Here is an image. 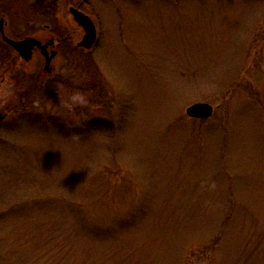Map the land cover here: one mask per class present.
Returning a JSON list of instances; mask_svg holds the SVG:
<instances>
[{
    "label": "rangeland",
    "instance_id": "374dc122",
    "mask_svg": "<svg viewBox=\"0 0 264 264\" xmlns=\"http://www.w3.org/2000/svg\"><path fill=\"white\" fill-rule=\"evenodd\" d=\"M101 11L5 121L0 264H264V0Z\"/></svg>",
    "mask_w": 264,
    "mask_h": 264
},
{
    "label": "flooded vegetation",
    "instance_id": "af4514ba",
    "mask_svg": "<svg viewBox=\"0 0 264 264\" xmlns=\"http://www.w3.org/2000/svg\"><path fill=\"white\" fill-rule=\"evenodd\" d=\"M54 1L30 0L28 5L14 7L0 0V140L5 136L6 119L21 111L18 105L26 108L38 87L52 82L54 62L78 57L97 44L102 3L113 0H56V5ZM73 10L88 15L95 24L96 40L91 48L82 45L86 29L75 19ZM5 36L14 41L35 38L40 44L31 49L27 58ZM51 56V63L47 64ZM8 73H13L10 81L18 86L14 87V100L7 102L4 83ZM21 78L31 84H21Z\"/></svg>",
    "mask_w": 264,
    "mask_h": 264
},
{
    "label": "water",
    "instance_id": "95a60500",
    "mask_svg": "<svg viewBox=\"0 0 264 264\" xmlns=\"http://www.w3.org/2000/svg\"><path fill=\"white\" fill-rule=\"evenodd\" d=\"M73 12L75 15V19L79 23H81L86 29V34L82 41V45H84V47L86 48H91L94 45L95 40H96L95 24L88 15L80 11H76V10H73ZM4 38L11 45H13L18 51L26 55L27 58H29L31 55V49L35 45L40 44V42L35 38H27L23 41H14V40L7 38L6 36ZM51 59H52V56L48 57L47 64L51 63ZM213 113H214V106L207 102H197V103L191 104L186 109V114L193 118L208 119L212 117Z\"/></svg>",
    "mask_w": 264,
    "mask_h": 264
},
{
    "label": "clouds",
    "instance_id": "9594fccd",
    "mask_svg": "<svg viewBox=\"0 0 264 264\" xmlns=\"http://www.w3.org/2000/svg\"><path fill=\"white\" fill-rule=\"evenodd\" d=\"M79 98L81 99V101H84V97L83 96H80Z\"/></svg>",
    "mask_w": 264,
    "mask_h": 264
},
{
    "label": "trees",
    "instance_id": "16d2710c",
    "mask_svg": "<svg viewBox=\"0 0 264 264\" xmlns=\"http://www.w3.org/2000/svg\"><path fill=\"white\" fill-rule=\"evenodd\" d=\"M54 5H56V0L54 1Z\"/></svg>",
    "mask_w": 264,
    "mask_h": 264
}]
</instances>
